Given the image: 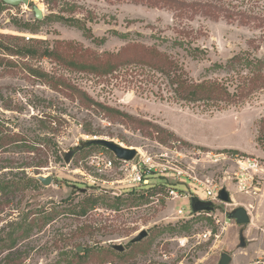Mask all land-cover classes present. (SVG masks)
Masks as SVG:
<instances>
[{"label": "rangeland", "instance_id": "1", "mask_svg": "<svg viewBox=\"0 0 264 264\" xmlns=\"http://www.w3.org/2000/svg\"><path fill=\"white\" fill-rule=\"evenodd\" d=\"M34 3L43 19L35 18ZM0 35L2 44L42 41L54 50L36 58L0 48V124L4 132L43 143L0 149V238L20 224L31 229L17 247L0 248V264H123V255L109 249L116 243L127 246L134 264H155V252L159 264H219L223 253L232 257L229 264H264V192L236 194L235 203L220 205V225L204 214L178 218V208L192 210L191 200L172 201L162 187L151 191L165 182L162 175L134 189L153 192L144 200L134 199L139 195L131 187L120 194L111 188L120 172L89 178L86 160L99 148L83 146L98 137L155 153L156 141L181 140L190 149L230 150L264 162V84L251 89L250 81L253 61L264 59V0L5 3ZM206 82L224 87L221 100L183 98L191 84ZM219 171L214 166L206 173ZM35 174H51L53 182L1 188ZM182 181L178 188L206 196L204 188ZM116 195L123 202L112 205ZM89 196L99 201L81 215ZM240 206L250 214L247 224L225 215ZM209 229L211 238L200 240ZM141 230L149 235L132 244Z\"/></svg>", "mask_w": 264, "mask_h": 264}, {"label": "built area", "instance_id": "2", "mask_svg": "<svg viewBox=\"0 0 264 264\" xmlns=\"http://www.w3.org/2000/svg\"><path fill=\"white\" fill-rule=\"evenodd\" d=\"M137 150L138 152L132 160L120 159L109 149L93 151L86 160L93 171L89 178L94 181L102 174L118 171L122 176L112 181L111 188H118L121 194L122 187L148 188L152 185L153 175H162L165 182H155V187L164 188L170 200H191L193 197H197L203 201H211L214 205V210L210 212L194 213L191 210L186 213L183 208H178L176 217L192 219L204 214L213 217L217 225L221 224L220 218H217L220 205L235 203L236 194L253 198L264 192V162L254 155L230 150L190 149L181 140H175L166 145L156 141L155 153L139 148ZM214 166L220 167L218 174L206 173L208 167ZM183 178L204 188L206 196L193 193L190 189L178 188L176 185L183 184ZM224 187L229 192L231 202L223 201L219 197V191ZM160 195L161 193L157 192L156 201H159ZM225 215H228V211L225 212ZM211 236L212 229L204 234H198L200 240L203 237L209 239Z\"/></svg>", "mask_w": 264, "mask_h": 264}, {"label": "trees", "instance_id": "3", "mask_svg": "<svg viewBox=\"0 0 264 264\" xmlns=\"http://www.w3.org/2000/svg\"><path fill=\"white\" fill-rule=\"evenodd\" d=\"M173 0H171L172 2ZM0 4H5L2 0H0ZM24 27H28L27 23L24 25ZM3 36V35H0ZM19 40H23V38H18ZM42 41H36L33 43H20V42H15V43H7V44H2L0 43V48L3 49L7 54L9 55H17L21 57H44V56H54V50H50L47 47H42L39 45V43ZM119 57V56H118ZM117 57V58H118ZM238 56H235L237 58ZM122 61H118L117 63H120ZM117 63L114 64H109L107 65V68L105 69L106 71L111 70ZM255 71L253 77L250 79L251 82H253V87L251 89H256L264 84V59L256 58L255 61H253ZM178 82V81H176ZM175 83V81H174ZM180 86V84H179ZM178 86V87H179ZM177 87L178 94H182V91H180V87ZM224 87L220 85L218 82H206V83H201V84H191L189 91L187 92L186 96L183 97L187 100L190 101H196V100H221L222 94L224 93ZM0 149L3 147H8V146H29L32 148H37V144H43L41 143L42 140H25L21 138L18 134L13 133V132H4L3 126L0 124ZM84 149L85 150H92L94 148H99V149H105L108 150L107 148L100 146V145H86V142L83 143ZM28 183H37L38 180L33 178L32 176L27 177V179L23 181H12L11 183H6L1 186L2 189L6 190L9 187L12 186H19L23 184L24 182ZM159 189L160 187H151V191L155 189ZM133 195H139L135 196L134 199H140L144 200L145 198H148L153 192L150 193H135L134 189L131 190ZM118 197L113 200V204H120L122 203V198L119 195H116ZM99 201L98 197H92L89 196L84 199L82 204L80 205L79 208V213L81 215H84L87 213L88 209L94 206L97 202ZM30 227L28 226L27 223L25 224H20L15 229L10 232L6 237L0 238V248L2 249H13L17 247V245L24 240L25 238L28 237L30 233Z\"/></svg>", "mask_w": 264, "mask_h": 264}, {"label": "water", "instance_id": "4", "mask_svg": "<svg viewBox=\"0 0 264 264\" xmlns=\"http://www.w3.org/2000/svg\"><path fill=\"white\" fill-rule=\"evenodd\" d=\"M2 1L6 4L13 5V6L21 5V4L29 5L31 2V0H2ZM32 8H33V12H34L36 19L44 18L45 16L44 12L37 3H34L32 5ZM92 144L103 146L113 151L120 159H124V160H132L138 152L137 148L135 147H127V146H124L116 142L115 140L106 139V138L94 137L86 141V145H92ZM73 154H74L73 150H70L69 152L66 153V162H69L71 160V157L73 156ZM32 177L40 181L45 186H48L53 182V176L51 174H35V175H32ZM83 190H86V189H83ZM116 191L119 192L118 190ZM219 197L220 199L226 202L232 201L229 195V192L227 191L225 187L219 191ZM191 207L194 213H198L202 211L210 212L214 210V205L211 201H203L197 197H193L191 199ZM228 216L230 219L235 220L237 224H247L251 220L248 210L243 206L237 207L229 211ZM148 235H149V232L147 230H141L132 239V241L133 242L139 241ZM245 245H246L245 238L242 235L241 236V246L244 247ZM113 247L119 250H122L125 248V246L122 243L113 244ZM79 250H81V247L79 248ZM231 260H232V257L228 253H223L221 255L219 264H229Z\"/></svg>", "mask_w": 264, "mask_h": 264}, {"label": "flooded vegetation", "instance_id": "5", "mask_svg": "<svg viewBox=\"0 0 264 264\" xmlns=\"http://www.w3.org/2000/svg\"><path fill=\"white\" fill-rule=\"evenodd\" d=\"M147 237V236H146ZM145 237V238H146ZM145 238H143V239H145ZM143 239H141V240H139V241H136V242H133L132 241V239H131V243L132 244H134V243H138V242H140V241H142ZM125 246V245H124ZM109 249H113V250H115V251H119V253H121L123 256H122V261H124V262H122L123 264H134L133 262H134V259L136 258H134V257H129V254L128 253H126L127 251H128V248H127V246H125V248L124 249H122V250H119V249H116V248H114L113 247V244L109 247ZM86 251H88V250H84V253H86ZM79 259V258H78ZM166 259H168V258H166ZM149 262H151L152 264H154L153 262H152V260L150 259L149 260ZM167 263H170V261H168L167 260ZM155 264H159V258H158V255L156 254V252H155Z\"/></svg>", "mask_w": 264, "mask_h": 264}, {"label": "bare ground", "instance_id": "6", "mask_svg": "<svg viewBox=\"0 0 264 264\" xmlns=\"http://www.w3.org/2000/svg\"><path fill=\"white\" fill-rule=\"evenodd\" d=\"M39 7H40V5H39ZM41 8V7H40Z\"/></svg>", "mask_w": 264, "mask_h": 264}]
</instances>
